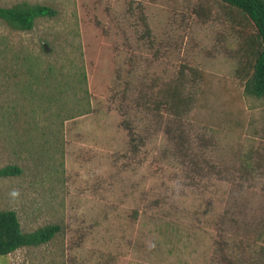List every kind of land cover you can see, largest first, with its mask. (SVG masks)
Instances as JSON below:
<instances>
[{
	"label": "rangeland",
	"instance_id": "374dc122",
	"mask_svg": "<svg viewBox=\"0 0 264 264\" xmlns=\"http://www.w3.org/2000/svg\"><path fill=\"white\" fill-rule=\"evenodd\" d=\"M26 1L56 14L29 30L0 20V167L21 169L0 177V209L24 231L60 229L0 264H221L219 240L247 241L262 180L199 178L169 150L168 116L132 98L182 76L196 97L176 122L190 152L217 167L264 152V97L234 72L236 21L217 0ZM81 64L76 90L64 76ZM76 99L88 111L72 114Z\"/></svg>",
	"mask_w": 264,
	"mask_h": 264
},
{
	"label": "trees",
	"instance_id": "16d2710c",
	"mask_svg": "<svg viewBox=\"0 0 264 264\" xmlns=\"http://www.w3.org/2000/svg\"><path fill=\"white\" fill-rule=\"evenodd\" d=\"M224 10L236 21L237 46L235 48V76L243 82L244 92L256 97H264V0H217ZM56 10L48 4L18 1L8 6L0 5V20L9 27L18 30H29L39 17H50ZM76 76V78H74ZM64 82L71 88L86 87L84 66L74 65L73 70L64 76ZM184 79L178 76L165 82L155 92H147L133 97L136 106H144L149 111L167 115L165 134L172 140L169 150L173 155L184 159L188 168L199 178L213 172L222 179L232 180L240 187L262 180L260 192L262 200L260 212L243 226L247 241L239 239L231 247H224V240H219V259L221 264H264V152H231L230 162L222 161L218 165L202 158L198 152H190L183 130L176 127L195 102V93L184 90ZM85 89V88H84ZM86 90V89H85ZM75 111L82 114L88 107L75 100ZM161 114V113H160ZM177 122V123H176ZM174 123L175 128L171 127ZM124 124L130 136L131 147L135 150L143 137L140 136L126 119ZM176 129V131H174ZM21 169L15 164L0 167V177L15 175ZM194 177V176H193ZM246 222V221H245ZM240 223V222H238ZM237 225L240 227V225ZM242 226V225H241ZM58 224H45L31 231L22 229L19 217L13 209H0V256L23 246H37L49 241L59 231Z\"/></svg>",
	"mask_w": 264,
	"mask_h": 264
},
{
	"label": "crops",
	"instance_id": "0c3cea01",
	"mask_svg": "<svg viewBox=\"0 0 264 264\" xmlns=\"http://www.w3.org/2000/svg\"><path fill=\"white\" fill-rule=\"evenodd\" d=\"M1 260H2V261L4 260V256H0V261H1Z\"/></svg>",
	"mask_w": 264,
	"mask_h": 264
}]
</instances>
